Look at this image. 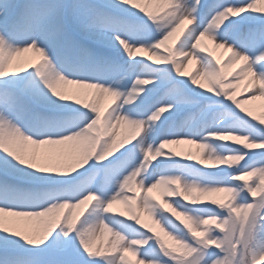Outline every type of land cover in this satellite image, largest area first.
Listing matches in <instances>:
<instances>
[{
    "label": "snow or ice",
    "instance_id": "1",
    "mask_svg": "<svg viewBox=\"0 0 264 264\" xmlns=\"http://www.w3.org/2000/svg\"><path fill=\"white\" fill-rule=\"evenodd\" d=\"M258 99L264 0H0V264H264Z\"/></svg>",
    "mask_w": 264,
    "mask_h": 264
},
{
    "label": "rangeland",
    "instance_id": "2",
    "mask_svg": "<svg viewBox=\"0 0 264 264\" xmlns=\"http://www.w3.org/2000/svg\"><path fill=\"white\" fill-rule=\"evenodd\" d=\"M156 9L157 8L150 9V10L155 11ZM157 14H160V13H157ZM205 43H207V42H205ZM220 50L222 51V54L217 49L214 50V54L218 58H221V60H223L227 56L226 55L224 56V54H223V51L224 50L223 49H220ZM25 56L28 57V58H32L34 56V54L33 53H27V54H25ZM197 67H198V65L196 64L195 61H193L191 64H188V66L184 69V71L187 74H191L193 71H195L197 69ZM227 71H230L231 72V71H234V69H231L230 68V69H227ZM246 83H247V80H245L240 85H238L237 89L235 90L236 91L237 98H240L241 97V94L244 91V88L246 86ZM103 104L105 106L108 105L107 99H105L103 101ZM244 106L246 108H249L256 115L264 114V99H258V100H255V101H251V102L245 104ZM168 148L171 149L173 152L181 153V156L180 157H177V158H183L184 156H187L189 153H191L193 155H197L198 152H199V150L197 149V147L195 145H191V144H187V143L169 145ZM150 195L155 196L157 200H160L161 202H163V198L161 197L159 190H154L153 193H151ZM221 197H223V194H219L216 198H221ZM212 198L213 197H208V196L201 197V199H203V200H210ZM191 199H192V197L189 196L188 197V200H191ZM113 212L114 213H117V214L120 213V212H124L125 215H127L126 207L122 203H117L116 204V210H113ZM183 219L184 218L181 217V220H183ZM141 220L143 222H145V223H148V224H151L152 223L151 220L146 215H144V214H141ZM153 227H155V226H153ZM108 239H109V236L108 235H105L103 238L98 239L97 245L100 246V245L106 244V242H107Z\"/></svg>",
    "mask_w": 264,
    "mask_h": 264
},
{
    "label": "bare ground",
    "instance_id": "3",
    "mask_svg": "<svg viewBox=\"0 0 264 264\" xmlns=\"http://www.w3.org/2000/svg\"><path fill=\"white\" fill-rule=\"evenodd\" d=\"M142 6H147V7H149L150 9H155V8H157V5L156 4H150V5H145V4H143L142 3ZM219 52H221V54H222V51L220 50V49H217ZM223 54H224V56L226 55H228V53H226L225 51H223ZM144 56H147V54L146 53H144L143 54ZM223 56V55H222ZM69 89H73L75 86H72V85H69V86H67ZM105 99H107V103L109 104V103H111V100H110V98H105ZM113 210H116V204H114L113 205ZM26 225L28 226V227H30V228H35V227H37L38 225H37V223L35 222V221H29V222H26Z\"/></svg>",
    "mask_w": 264,
    "mask_h": 264
}]
</instances>
